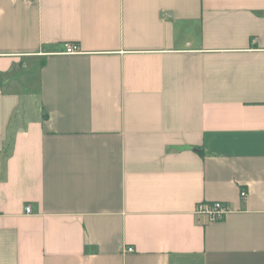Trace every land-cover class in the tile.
<instances>
[{
	"label": "crops",
	"instance_id": "obj_1",
	"mask_svg": "<svg viewBox=\"0 0 264 264\" xmlns=\"http://www.w3.org/2000/svg\"><path fill=\"white\" fill-rule=\"evenodd\" d=\"M0 264H264V0H0Z\"/></svg>",
	"mask_w": 264,
	"mask_h": 264
},
{
	"label": "built area",
	"instance_id": "obj_2",
	"mask_svg": "<svg viewBox=\"0 0 264 264\" xmlns=\"http://www.w3.org/2000/svg\"><path fill=\"white\" fill-rule=\"evenodd\" d=\"M63 55H76L79 53L78 47L71 44L63 46V50L60 52ZM242 197H245L244 193H241ZM27 214L31 213L30 207H26ZM229 212L228 207L223 203H203L196 207L195 214L197 216H205L209 222H217L222 220ZM127 252H132V248H127Z\"/></svg>",
	"mask_w": 264,
	"mask_h": 264
}]
</instances>
